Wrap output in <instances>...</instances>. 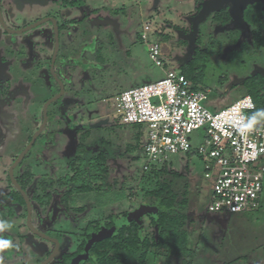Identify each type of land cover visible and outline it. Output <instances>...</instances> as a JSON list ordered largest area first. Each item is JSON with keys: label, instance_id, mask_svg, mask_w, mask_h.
<instances>
[{"label": "rangeland", "instance_id": "obj_1", "mask_svg": "<svg viewBox=\"0 0 264 264\" xmlns=\"http://www.w3.org/2000/svg\"><path fill=\"white\" fill-rule=\"evenodd\" d=\"M76 1H47L45 5L31 4L28 9L30 22L48 16L57 19L59 49L55 73L66 91L56 104L49 106V124L22 168L30 167L36 181L71 177L67 152L73 138L91 153L104 151L110 155L105 177L110 190L72 194L64 208L60 200L67 187H56L59 192L55 193L52 211L51 207L34 211L32 225L48 237H59L61 244L64 240L65 245L74 247L91 238L111 235L131 221L137 223L141 239H156L158 230L151 225V218H155L157 208L142 200L143 191L154 188V183L144 181L147 177L142 178L146 162L142 152L143 133L140 127L118 123L114 117L113 99L124 90L159 81L168 72L182 74V68H185L201 75L196 87L208 91L203 105L210 112H219L248 95L253 103L252 95L261 102L264 99V88H259L261 83L244 84V81L256 74L264 77V47H259L256 53H251L250 47L249 52L246 47L243 54L239 52L227 58L241 42L237 41L236 45L230 42L238 28L230 22L215 24L211 30L209 23H202V8L195 7L196 2L202 3V0H80L79 7ZM62 18L73 24L62 25ZM46 26L50 24L46 23L40 29L44 34L38 38V62L44 71L47 63L41 52L44 51L43 43L49 39L43 29ZM145 26L147 31H144ZM143 33L146 42L142 40ZM153 44L160 46L161 66H155L151 60L148 45ZM45 77L57 83L49 74ZM36 92L31 102L38 101ZM262 112L250 118L258 126L264 125V109ZM53 114H57L56 122L52 120ZM31 117L38 120L39 113L35 112ZM18 120L24 122L23 113ZM7 131L0 125L2 164L10 163L2 153L12 145L20 148L18 142L6 139ZM136 135H140L137 148L134 147ZM25 137L23 134L22 140ZM202 137L203 134L197 132L190 136L193 149L201 144ZM162 165L155 164L154 167ZM164 165L171 174L181 175L182 183L187 187L185 231L187 248L194 251L192 264H264V192L256 211L210 213L205 209L210 189L201 159L196 155L177 153L170 155ZM16 227H20L15 231L17 234H31L22 219L11 218L0 223V236L11 233ZM50 228L58 232L53 234ZM61 232L77 234L67 240L60 239ZM40 240L41 246L51 247L49 242ZM140 254V249L122 251L120 262L134 264ZM32 261L35 260H28L31 264ZM166 263L163 250L148 252L146 264ZM169 264H180V260L172 257Z\"/></svg>", "mask_w": 264, "mask_h": 264}, {"label": "flooded vegetation", "instance_id": "obj_2", "mask_svg": "<svg viewBox=\"0 0 264 264\" xmlns=\"http://www.w3.org/2000/svg\"><path fill=\"white\" fill-rule=\"evenodd\" d=\"M47 1L54 2L55 0H0V125L1 127L8 129L6 139L9 138L20 144V148H18V146L14 147V145H12L6 153H2V155L7 157L8 160L10 159V163H0L2 164L0 166V223L8 221L11 218H18L23 220V223L26 227L27 208L25 197L27 198L31 206L32 225V216L34 211L38 209H48V207H51L50 212L52 211L56 200V197H54L55 193L59 192L56 190V187H67L60 200L61 206H63L64 208L67 207L68 196L72 195H67V192L69 189H72L74 187L72 183L68 184V175L57 180L46 178L39 180L37 179L38 181H36L37 177L32 173L30 167L22 168L24 160L28 158L31 149L39 141L41 134L45 131L47 125L49 124V106L51 104H56V102L65 95L66 91V87L62 86V96L58 99H55V97L60 92V81L58 80V77L55 73V61L57 59V54L53 65L54 75L50 69L55 49V38L53 34L52 23L47 22L50 24V26H46L47 28H43L46 31L45 36L48 35L49 37L48 41L46 43H43L44 51L41 52L42 58L46 59L47 63V69L45 71L42 67H40V63L38 62V60H40V56L38 54V38L44 34V31H41V28L45 27L46 23H42L39 26L28 30V27L35 25L36 23L41 22L43 19H45H36L35 21L30 22L28 19L29 6H31V4L45 5ZM240 1L241 0H202V3L196 2L195 4V7H198V10L202 8V23H209L208 25L211 30H214L215 24L226 25L231 24L230 22H232L235 27L238 28L230 42L232 45H236L237 41L241 42L238 44L237 49H233L227 54V58L232 57L239 52L243 54L246 47L249 49V52L252 49L251 53L259 52V47H264V26L262 28H259L258 26L253 27L249 25L243 18V15L247 11L256 12L258 10L260 13H264V0ZM79 3H81V1L77 0L75 3L77 7H79ZM234 11H236L235 14H233ZM48 17L55 19L52 16ZM55 20L57 23V19ZM66 20L67 19H61L62 25L69 24L71 26L73 24L70 21ZM262 22V25H264V18L262 19ZM260 41L261 44L259 43ZM249 43L251 44V46H248ZM32 50L33 57L35 58L33 60H31ZM48 50H50L49 54ZM191 55H193V53ZM240 57H238V59ZM45 74H49L55 81L58 80L57 83H54L51 80H47ZM67 76L69 77L68 74ZM68 85L69 87H71L69 82ZM35 92L38 101L35 100V102H31L30 99L35 95ZM52 99L55 100L50 102L45 110V104ZM67 102L71 103L72 100L67 99ZM29 110L31 111L29 112ZM35 112L39 113L38 120L31 117ZM22 113L23 120L25 118L26 119L21 123L18 120V117ZM45 116L46 120H44ZM52 117V120L56 122V120L58 119L57 114H53ZM43 123H45V125L43 126V129L40 130ZM23 134H25L26 136L25 140H22L21 138ZM35 135L36 137L26 154L12 169V177L20 187L19 190L12 182L9 176V171L17 161V159L20 157V155L24 153V151L30 145L31 140ZM73 141L75 140L72 138L71 143ZM81 154L82 158L89 159L92 156L98 154V152L91 153L88 149H86V147H84V152ZM105 155L107 154L105 153ZM108 155L106 156L107 161L109 160L110 156ZM104 183L106 187L102 190L91 191L88 193L110 190V187L107 184L106 180ZM64 195H67L65 199H63ZM22 202L24 203V205L22 204ZM10 207L12 209H8ZM20 227L13 228L11 231V233L13 234L5 233L4 235L0 236V262L2 264H10L12 262H17V264H31L30 262H28V260L30 259L35 260L32 261V264H43L49 259L50 260L46 264H95V258L91 254H89V252L84 253V249L86 248L88 243L91 242L92 238L86 242L79 243V245H76L75 247L70 245L67 246L64 244V240L61 244L60 240L57 239L59 237H48L43 231L41 232V230L37 229L33 225L32 227L34 228V230L38 231L41 235H44L45 238L33 233L28 227V230L33 236L29 233L17 234L15 231ZM117 230L118 229L115 230L113 235L117 233ZM50 232L56 234L58 231L51 229ZM69 234H71V236ZM76 234L77 232H61V236L60 233L58 235L60 236V239L66 238L67 240H72L76 237ZM8 238H10L9 241ZM40 239L49 242L51 244V247L46 248L43 245L41 246ZM90 245L88 247H90ZM152 249L157 250L155 248H150L148 251H146V259L148 252ZM121 252L117 253L120 257V261L123 258V256H121ZM143 252L144 251L141 250L140 256ZM170 259L171 258H169L168 264L170 263ZM137 262L134 264H137ZM120 264L122 263L120 262Z\"/></svg>", "mask_w": 264, "mask_h": 264}, {"label": "built area", "instance_id": "obj_3", "mask_svg": "<svg viewBox=\"0 0 264 264\" xmlns=\"http://www.w3.org/2000/svg\"><path fill=\"white\" fill-rule=\"evenodd\" d=\"M142 40L147 41L145 33ZM148 51L161 66L160 46L148 45ZM207 92L193 90L182 74L168 72L159 81L119 93L113 99L114 117L120 125L141 128L143 171L165 164L173 154L196 155L209 182L207 212L256 211L264 192V125L248 116L255 109L249 96L213 113L203 105ZM194 132L203 134L195 149L189 139Z\"/></svg>", "mask_w": 264, "mask_h": 264}, {"label": "trees", "instance_id": "obj_4", "mask_svg": "<svg viewBox=\"0 0 264 264\" xmlns=\"http://www.w3.org/2000/svg\"><path fill=\"white\" fill-rule=\"evenodd\" d=\"M243 18L253 27L262 28L264 26L262 25L264 13H260L258 10L256 12L247 11ZM182 75L192 82L193 90H197L196 85L201 81V75L185 68H182ZM252 81H256L257 84L261 83L260 89L264 88V77L261 75L252 76L244 81V84ZM255 91L257 90L255 89ZM252 97L255 109L250 118L253 119L263 111L264 99L259 102L254 95ZM139 139L140 135H136L137 144L134 145L135 148L138 146ZM83 152L84 146L81 142L75 143L73 141L71 143L67 164L72 175L68 178V184L72 183L74 187L68 190L67 195L100 191L106 187L104 183L107 175L105 152L100 151L89 159L82 158L81 153ZM143 172L142 178L147 177L144 181L154 183V188L143 191L142 200L157 208L155 218H151V225L157 227L158 230L156 239L149 237L141 239L137 223L131 221L128 225L120 226L115 235L92 239L84 249V253L89 252L95 258V264H120L118 252L141 249L144 252L139 257L137 264H145L146 251L155 248L165 252L167 264L169 258L172 257L179 259L180 264H192L194 251L187 248L185 231L187 187L182 183L181 175L171 174L164 164L160 168L152 167ZM67 195H64L63 199ZM22 204L24 205L23 202ZM89 245L90 247H88Z\"/></svg>", "mask_w": 264, "mask_h": 264}, {"label": "water", "instance_id": "obj_5", "mask_svg": "<svg viewBox=\"0 0 264 264\" xmlns=\"http://www.w3.org/2000/svg\"><path fill=\"white\" fill-rule=\"evenodd\" d=\"M241 1H242V0H241ZM241 1H240V2H241ZM201 12H202V11H201ZM201 12H200V14H202ZM235 12H236V11H234L233 14H235ZM47 22H51V23H52V25H53V34H54V38H55V49H54V53H53V57H52V61H51V68H50V69H51V72H52L53 75H54L53 65H54V61H55V58H56L57 49H58V43H59V30H58V26H57L56 20L53 19V18H51V17H47V18L43 19L41 22H38V23H36L35 25H32V26L28 27V30H29V29H32V28H34V27H36V26H39V25L42 24V23H47ZM56 79H57V78H56ZM57 81H58V80H57ZM59 85H60V92H59V94L55 97V99L60 98V97L62 96V94H63V87H62V85H61L60 82H59ZM55 99H52V100L48 101V102L45 104V110H46L47 106L49 105V103L52 102V101L55 100ZM44 120H46V116H45V119H44ZM44 122H45V121H44ZM44 125H45V123H43V125H42V127H41L40 130L43 129V126H44ZM35 137H36V135L32 138L30 145L27 147V149L24 151V153H22V154L20 155V157L17 159V161L14 163V165L12 166V168H11L10 171H9V176H10L12 182L15 184V186H16L17 189H19V190H20V187L17 185V183L14 181V179H13V177H12V169H13V167L19 162V160H20V159L26 154V152H27L28 149L30 148L31 144L33 143ZM21 193H22V192H21ZM23 195H24V194H23ZM24 197H25V196H24ZM25 203H26V208H27V218H26V225H27V227H28L33 233L38 234V235H40V236H42V237L45 238L44 235H41L38 231L34 230V228H33L32 225H31V206H30V204H29V202H28V200H27L26 197H25ZM49 260H50V259H49ZM49 260H48V261H49ZM48 261H46V262L43 263V264H46Z\"/></svg>", "mask_w": 264, "mask_h": 264}, {"label": "crops", "instance_id": "obj_6", "mask_svg": "<svg viewBox=\"0 0 264 264\" xmlns=\"http://www.w3.org/2000/svg\"><path fill=\"white\" fill-rule=\"evenodd\" d=\"M146 83V82H145Z\"/></svg>", "mask_w": 264, "mask_h": 264}]
</instances>
